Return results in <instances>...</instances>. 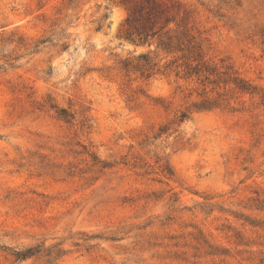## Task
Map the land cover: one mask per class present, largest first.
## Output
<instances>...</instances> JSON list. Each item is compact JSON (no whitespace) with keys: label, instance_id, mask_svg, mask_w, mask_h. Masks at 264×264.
Listing matches in <instances>:
<instances>
[{"label":"rangeland","instance_id":"obj_1","mask_svg":"<svg viewBox=\"0 0 264 264\" xmlns=\"http://www.w3.org/2000/svg\"><path fill=\"white\" fill-rule=\"evenodd\" d=\"M0 264H264V0H0Z\"/></svg>","mask_w":264,"mask_h":264},{"label":"trees","instance_id":"obj_2","mask_svg":"<svg viewBox=\"0 0 264 264\" xmlns=\"http://www.w3.org/2000/svg\"><path fill=\"white\" fill-rule=\"evenodd\" d=\"M185 120H186V115L185 114H182L179 122L180 123H183ZM35 254H36V251L34 252V251H32L30 249V250H28L26 252L16 254V256H17L18 260H24V259L33 257Z\"/></svg>","mask_w":264,"mask_h":264}]
</instances>
